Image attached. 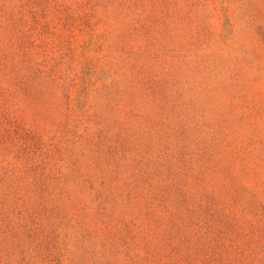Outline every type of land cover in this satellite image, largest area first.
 Listing matches in <instances>:
<instances>
[{
  "label": "rangeland",
  "instance_id": "obj_1",
  "mask_svg": "<svg viewBox=\"0 0 264 264\" xmlns=\"http://www.w3.org/2000/svg\"><path fill=\"white\" fill-rule=\"evenodd\" d=\"M0 264H264V0H0Z\"/></svg>",
  "mask_w": 264,
  "mask_h": 264
}]
</instances>
